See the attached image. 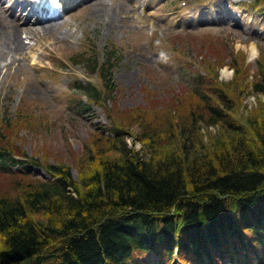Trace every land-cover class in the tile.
Here are the masks:
<instances>
[{
  "label": "trees",
  "instance_id": "obj_1",
  "mask_svg": "<svg viewBox=\"0 0 264 264\" xmlns=\"http://www.w3.org/2000/svg\"><path fill=\"white\" fill-rule=\"evenodd\" d=\"M110 57L100 65L104 78ZM217 70L195 75L189 92L201 108L173 124L179 138L167 127L168 143L140 113L130 123L142 130V147L129 146L120 114L127 109L112 107L108 128L97 124L75 157L76 178L69 160L40 162L12 139L20 132L12 118L26 127L29 114L0 115V166L24 163L9 174L16 179L10 194L0 189V264H143L150 254L157 264H264V60L250 83L237 68L228 81ZM73 89L94 103L107 97L90 83L76 81ZM247 90L257 102L239 117L234 104ZM151 100L128 109L149 112ZM230 112L239 121L227 119ZM208 126L214 130L198 133Z\"/></svg>",
  "mask_w": 264,
  "mask_h": 264
},
{
  "label": "rangeland",
  "instance_id": "obj_2",
  "mask_svg": "<svg viewBox=\"0 0 264 264\" xmlns=\"http://www.w3.org/2000/svg\"><path fill=\"white\" fill-rule=\"evenodd\" d=\"M147 1L149 4H145ZM161 1L86 0L59 20L57 30L47 33L40 23L19 24L18 36L27 45L24 54L13 52L5 42L0 44V107L13 116L20 109L22 120H26L24 114L32 113L35 121L21 127L19 119L13 117V125L20 132L12 139L41 160H69L76 178L75 157H82L83 147L97 124H109L110 116H114L112 107L118 108L116 112L128 110L120 113L121 119L127 122L128 145L137 150L142 147L137 138L142 130L130 121L140 113L156 123L161 133L164 131L162 138L167 143L170 137L165 132L170 125L175 138L181 136L173 124L202 103L189 92L194 82L191 74L196 71L189 62L191 59L203 66H218L220 76L227 81L234 79L236 68L241 80L245 78L250 83L255 79L258 63L264 60V36L255 38L250 29H261L259 18L244 17V28L233 22L225 24L223 19L228 15L220 9L219 2L215 7L218 1L215 0L204 5L206 8L211 4V11L204 16L208 23L188 24V19H182L177 25V10L180 12L190 4L164 0V5ZM95 2L100 4L97 10H93L99 5L92 4ZM157 6L166 11L156 10ZM232 9L234 13L241 10ZM6 14L1 8L0 21L12 24ZM26 28L34 33L28 34ZM28 44L32 45L30 49ZM106 50L116 57L111 69L115 84L112 97L105 101L109 103L107 108L95 102L88 110H82L77 103L79 94L72 88L73 78H88L87 61L83 59H93L98 53L100 64ZM73 59L79 62L70 64ZM242 93L234 104L239 117L257 102L251 91ZM148 97L154 105L149 112L141 109L136 114L130 113L128 108L147 106ZM234 117L239 121L237 114L231 112L227 119L235 120ZM213 130L214 127L208 126L197 131L207 135V131ZM71 153L74 157L70 159ZM15 180L0 170L1 191L10 194V183H16Z\"/></svg>",
  "mask_w": 264,
  "mask_h": 264
},
{
  "label": "bare ground",
  "instance_id": "obj_3",
  "mask_svg": "<svg viewBox=\"0 0 264 264\" xmlns=\"http://www.w3.org/2000/svg\"><path fill=\"white\" fill-rule=\"evenodd\" d=\"M92 4L97 5L99 3L95 2ZM99 8H100V4L98 6H96L95 8H93V10H97ZM58 23H59V21L58 22L57 21L47 22L45 25L42 26L43 32L47 33V32H53L54 30H57L58 29ZM29 29H31V28H29ZM31 31H29L27 29L28 34L34 33L33 29H31ZM17 32H18V26L14 22L12 24H10V22H8V21H3V20L0 21V44L2 45L5 42L6 47L10 48L13 52L18 53V54H24V50L27 47V45L24 44L23 41H21ZM29 48H31V46L28 44V49ZM223 73L224 74L226 73L225 70ZM132 262L133 261H130L129 263H132Z\"/></svg>",
  "mask_w": 264,
  "mask_h": 264
}]
</instances>
